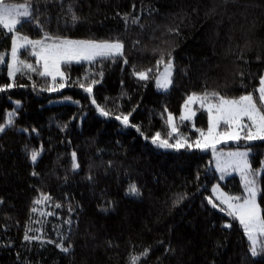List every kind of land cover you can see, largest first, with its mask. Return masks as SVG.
<instances>
[{"label":"trees","instance_id":"16d2710c","mask_svg":"<svg viewBox=\"0 0 264 264\" xmlns=\"http://www.w3.org/2000/svg\"><path fill=\"white\" fill-rule=\"evenodd\" d=\"M4 3L30 6V22L19 26L23 36L119 41L125 55L62 64L63 79L53 81L39 75L37 59L24 49L18 60L35 70L22 67L10 78L13 34L0 26V124L15 110L13 124L0 132V264H264V251L251 255L241 225L213 197L216 183L228 196L244 190L237 176L221 183L210 154L195 146L207 128L205 112L196 104L194 123L181 119L193 93H251L258 100L264 0ZM169 60L171 87L160 92L155 80ZM141 71L147 79L133 74ZM169 114L188 143L161 150L152 142L157 133L176 137ZM117 116H128V124ZM250 151L258 169L264 142ZM131 184L139 195L128 194ZM257 184L264 215V173ZM45 194L49 200L34 203Z\"/></svg>","mask_w":264,"mask_h":264},{"label":"snow or ice","instance_id":"6c2138e0","mask_svg":"<svg viewBox=\"0 0 264 264\" xmlns=\"http://www.w3.org/2000/svg\"><path fill=\"white\" fill-rule=\"evenodd\" d=\"M78 19L73 15V20ZM31 20V9L29 5H9L4 3V0H0V26L10 34L18 33L19 26H22L24 22H30ZM52 39L51 37L45 36L44 40L32 41L26 36L13 35V44L11 49L12 62L7 64L9 69V76H14L15 73L20 72L22 61L17 59L18 50L26 48L30 45L33 49L32 54L37 57L38 62L43 60V70L39 72L42 77H52L53 81L56 80L57 76L61 79L64 77V73L61 72V61L65 64L71 61H94L97 57L109 58L123 55V44L119 41L114 42H96V41H72L68 39L54 40L51 44L45 43L44 41ZM23 41V43H21ZM39 48V51L36 49ZM0 62H5L3 58H0ZM127 63V61H125ZM158 64L163 63V60L157 62ZM30 70H35L31 64H23ZM171 68L172 61L169 60L166 67L163 78H157V84L160 88L167 89L171 83ZM151 71V70H149ZM134 75L140 80H145L148 78L147 73L144 71L134 72ZM93 84L96 83L95 80L92 81ZM261 87L258 89L259 92V104L254 100L253 94L249 93L247 95H242L238 99H227L219 96L216 93H205L203 96H197L195 93L188 96L185 101V108L189 109L191 104L199 101L201 106H205V101H209V96H215L218 103H207V112L209 120V130L208 139L205 137V133L201 132L200 136L202 139H198L195 142L197 148H212L215 150L216 144L220 143L219 136L223 135L229 140L239 141L240 139H246L248 141L253 140H264V77L260 78ZM13 85H6L7 88H11ZM83 86V85H82ZM63 87V85H61ZM4 88H0L3 91ZM55 90V89H52ZM86 91L91 92V85L85 88ZM18 103V102H17ZM102 115H108L107 112L101 110ZM191 113L190 115H194ZM15 115V110L7 114V119L5 124H0V132L4 131L6 126H11L13 124V117ZM190 115H181L182 120H187ZM117 119L121 120V123L128 124V116L121 117L117 116ZM244 118L250 121L249 124L243 123ZM173 121V116L169 114L168 122L171 126ZM221 124L227 125V130L223 133L213 135L214 130ZM247 129L246 137L241 136V130ZM253 129H255L253 131ZM139 131V129H137ZM159 133L153 137V143L156 144L158 141L159 147H172L166 140H159ZM177 147H183L180 141H177ZM188 147H192L191 144ZM247 152H231L228 156L231 158L230 162L225 167H235L240 169L244 175L245 183V196L242 197H229L221 199L222 204H226L228 208L227 215L238 220L243 228L245 235L250 241V252L252 256L259 254V251H264V215H262V210L257 203V181L256 176L260 175L259 172H252V178L249 179L248 175V162H247ZM39 152L32 151L30 153V159L35 163L38 159ZM78 165L75 163V153H73V168L75 169ZM219 167V165H218ZM224 170V169H222ZM35 174V173H34ZM128 194L136 196L139 195V189L135 184L129 185ZM48 195H43L42 199L35 200V204H40L43 201L49 200ZM242 200V202H240ZM209 203H212L209 200ZM60 207V205H57ZM213 207H217L213 204ZM37 209L33 208L32 211L35 212ZM225 227H230V224H225ZM25 240L38 239V237H29L27 234L24 237ZM61 250L68 252L71 248V244L66 247L58 244ZM259 250V251H258ZM148 250H145L143 255H147Z\"/></svg>","mask_w":264,"mask_h":264},{"label":"rangeland","instance_id":"374dc122","mask_svg":"<svg viewBox=\"0 0 264 264\" xmlns=\"http://www.w3.org/2000/svg\"><path fill=\"white\" fill-rule=\"evenodd\" d=\"M9 5H21V4H9ZM24 5H27V4H24ZM7 30V29H6ZM15 35H19V36H23L19 33H14ZM13 34V35H14ZM13 35H12V39H11V48H10V51L8 52V63H11L12 62V56H11V49H12V44H13ZM30 39V38H29ZM32 41H37V40H44V39H30ZM63 40V39H61ZM68 40H71V39H68ZM72 41H83V40H72ZM45 43H48V44H51L53 41L52 40H46L44 41ZM21 43H23V41H21ZM24 49H27L30 51V53L32 54L33 52V49L30 45L26 46V48ZM24 49H20L18 50V54L20 51L24 50ZM40 49L37 48L36 51H39ZM33 55V54H32ZM123 55H125V49L123 47ZM122 55V56H123ZM34 56V55H33ZM6 57V56H5ZM36 59L37 57L34 56ZM0 58H3V60H5L4 56H1ZM97 58H102V57H97ZM96 58V59H97ZM18 59V57H17ZM38 61V60H37ZM80 62H90V61H80ZM80 62H77V61H71L69 63H80ZM3 62H0V66L2 65ZM39 65L41 67V71L43 70V60H40L39 62ZM62 64H65L63 61H61V65ZM167 63L163 65V68L162 70L159 72L157 78H163V75L165 73V67H166ZM24 67L23 64L21 65V68ZM61 67V66H60ZM17 73L14 74V76L16 75ZM14 76H9V69H8V77L10 78H13ZM261 77H264V73H262ZM260 77V78H261ZM48 78L52 79V77L48 76ZM58 78H61L60 76H57L56 79ZM157 78L155 80V88L157 91H160V92H166L170 89L171 87V83L169 84L168 88L167 89H164V88H160L157 84ZM170 80L172 82V68H171V76H170ZM261 87V85L259 84L258 86V89ZM258 89H257V99L256 100L254 98L255 101H257L258 103V107L261 106L259 104V92H258ZM209 101H205V106L202 107L201 106V103L199 101L191 104L190 106V112L191 113H195L194 115H190V112H189V109H186L185 108V104L182 108V114H185V115H190V118L187 119V120H184V121H188V122H192L194 123L195 121V116L197 115L196 111H195V105L198 104L201 108L200 111H204L205 114H206V117H207V128L206 130L202 131L200 130L198 133V138L196 139V141L198 139H202L201 136H200V133L201 132H204L205 133V137L208 138V139H211V137H208V130H209V120H208V112H207V103ZM211 103H218L217 102H212L210 101ZM243 123L245 124H249L250 125V121L247 120V118H244L243 120ZM227 130V125H224V124H221L219 127H217L214 132H213V135H216V134H219V133H223ZM255 129H253L254 131ZM247 129H243L241 130V136L242 137H246L247 135ZM171 132L173 135H175L176 137L175 138H171L170 140H166L170 145H172V147H159L158 146V142L156 144H154L155 147L159 148V149H163V150H174V149H177L179 147H177V141H180L182 144L184 143H188V141L186 140L188 134H182L178 131V129L176 128V125L174 124V122L172 121V124H171ZM219 140H220V143L216 144V147H215V150H213L212 148H199L203 151H206L210 154L211 156V159H212V167L214 169V171L219 175V179H220V182L223 183L224 181H226L229 177L231 176H237L241 183H242V186H243V190H244V194L243 196H241L242 198L245 196V183H244V175L245 173H243L240 169H237L235 168L234 166L233 167H225L231 160V158L228 156V153H231V152H247L248 155L246 157L247 159V162H248V175H249V179L252 178L251 176V173L252 172H259L260 175L256 176V181H258V178L261 176L262 173H264V157L262 159V162H261V165L259 166L258 169H253L252 166H251V162H250V147L255 144V143H258V142H264V140H253V141H248L246 139H240L239 141H236V140H229L227 139V137H224L223 135H220L219 137ZM161 140V139H159ZM219 165V167H218ZM224 169V170H222ZM257 188H258V184H257ZM212 193H213V197L215 198V200L218 201L219 204H221L222 206H224L227 211H228V208H227V205L226 204H222L220 201L221 199L223 198H229V197H240V196H228L224 193V191L221 189L220 187V184L219 183H216L212 189ZM242 202V200L240 201ZM238 221V220H237ZM239 222V221H238ZM240 224V223H239ZM242 227V226H241ZM243 229V228H242ZM247 237V236H246ZM258 256V255H256ZM255 256V257H256Z\"/></svg>","mask_w":264,"mask_h":264}]
</instances>
